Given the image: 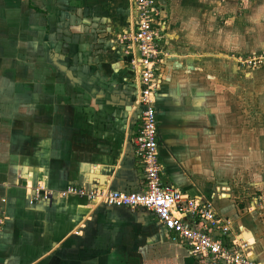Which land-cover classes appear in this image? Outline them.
<instances>
[{"label": "crops", "instance_id": "1", "mask_svg": "<svg viewBox=\"0 0 264 264\" xmlns=\"http://www.w3.org/2000/svg\"><path fill=\"white\" fill-rule=\"evenodd\" d=\"M157 1L165 22L157 99L162 179L192 198L210 200L264 264V221L249 228L240 201L229 193L235 163L215 156L217 146L230 145L229 135L245 125L247 74L264 66L242 63L264 50V9L254 0ZM76 13L78 39L63 42L74 68L65 79L50 60L48 37ZM134 20L130 0L0 1V264H36L60 254L80 264H107L108 246L139 243L150 254L168 241L143 210L96 207L76 196L30 205L27 197L37 187L57 191L72 184L145 189L133 144L139 82L117 42ZM76 73L96 90L82 92ZM255 89L259 101L262 89ZM183 251L188 264H198Z\"/></svg>", "mask_w": 264, "mask_h": 264}, {"label": "built area", "instance_id": "2", "mask_svg": "<svg viewBox=\"0 0 264 264\" xmlns=\"http://www.w3.org/2000/svg\"><path fill=\"white\" fill-rule=\"evenodd\" d=\"M130 2L135 20L118 35L117 42L124 46L139 82L136 100L139 106L135 109H139V130L133 144L134 155L144 168L145 189L122 192L75 184L57 191L37 187L29 191V204L76 196L96 207L143 210L154 216L172 244L186 250L198 264H259L243 234L210 200L192 198L162 179L156 104L165 56L162 51L165 22L157 0ZM242 65L263 66L264 50ZM3 224L0 220V227Z\"/></svg>", "mask_w": 264, "mask_h": 264}, {"label": "rangeland", "instance_id": "3", "mask_svg": "<svg viewBox=\"0 0 264 264\" xmlns=\"http://www.w3.org/2000/svg\"><path fill=\"white\" fill-rule=\"evenodd\" d=\"M8 1L12 2V0ZM254 1L255 2L252 3H257L259 10L264 9V0ZM24 2L25 0H23V3ZM251 7H254L253 10L257 9L255 8L257 6H251L249 4L250 9H252ZM77 17L79 19L80 16L76 13L68 19L66 18L64 22L55 24L53 35L48 37V40L50 41L49 45L55 52L54 54V52L51 51L52 57H50V60L55 67L59 68L64 77L68 71H71L72 69L74 70V68L68 65L69 60H66V58H69L68 55L70 52H66V50H64L65 46L63 42L65 41V44H69L70 46L73 44L72 42L74 39H78L74 33L77 29H79V25H81L82 22H80V24L79 21L76 20ZM87 44L91 46V41H87ZM66 48L69 50L70 47ZM27 49L30 50V47L28 46ZM56 54H62V56L65 57V60L59 59L60 61L58 62ZM77 65L80 66V68L84 67L83 62L80 64L78 61ZM250 69L252 70V68ZM74 78H76V84L79 85L82 92L85 91L88 94L89 92H92V90H96L94 86L90 87V84L87 85V82L81 80L77 73L76 76L74 74ZM65 79H67V77H65ZM247 83V105L244 111L245 113L243 112L245 119H242L243 122H245V125L243 123L244 126L242 125L241 132H236L234 129V134L236 135L233 133L229 135L230 145L224 147L223 149H219L217 146L215 156L216 159L225 157L227 160L229 159L232 164L235 163V165L232 166L237 169L236 171H233L234 174L232 176L235 178L232 179L233 186L231 192L229 193H234V200L237 202L240 201L241 204L237 203V205L241 208L240 211L243 216L248 217V220H250L248 221L249 228H252L253 230L254 225H256V223H260V219L264 221V68L259 69L256 73L248 72ZM255 86L262 89L263 97H260L259 101L255 98V95H259L255 94ZM135 103H137V101ZM261 108L262 110H260ZM223 137H227V135L223 134ZM238 141L245 143V145L240 147L234 146L235 144L233 143ZM260 141L263 144L262 150L258 149L256 151L254 147L258 146L259 148ZM258 157L259 159H257ZM262 234L264 235V229ZM262 238L263 240L261 241L264 246V236ZM140 247H142V245L138 243L135 247H132V245L131 247H126L124 245H112L104 248L110 257L107 264H188V257L183 251L184 249L172 244L169 240L164 244H160L158 246V250L153 247L155 251H151L150 254L146 251H141L139 249ZM89 248H94V246ZM71 251L73 250L71 249ZM70 257L67 255L63 256L62 254L59 256L48 255L36 264H80L77 263V257ZM97 261L98 259L87 261L83 264H98L96 263Z\"/></svg>", "mask_w": 264, "mask_h": 264}, {"label": "water", "instance_id": "4", "mask_svg": "<svg viewBox=\"0 0 264 264\" xmlns=\"http://www.w3.org/2000/svg\"><path fill=\"white\" fill-rule=\"evenodd\" d=\"M69 76H71V73H69ZM136 100L137 99H135V101H133V107H134V104H136L135 102H136ZM132 107V108H133ZM135 114H136V116H134V117H137L138 118V115H139V109L135 112ZM127 191V190H126ZM105 208H107V207H105ZM107 209H113V208H107Z\"/></svg>", "mask_w": 264, "mask_h": 264}, {"label": "flooded vegetation", "instance_id": "5", "mask_svg": "<svg viewBox=\"0 0 264 264\" xmlns=\"http://www.w3.org/2000/svg\"><path fill=\"white\" fill-rule=\"evenodd\" d=\"M158 106H159V103L157 102V104H156L157 113L159 112V108H158Z\"/></svg>", "mask_w": 264, "mask_h": 264}, {"label": "snow or ice", "instance_id": "6", "mask_svg": "<svg viewBox=\"0 0 264 264\" xmlns=\"http://www.w3.org/2000/svg\"><path fill=\"white\" fill-rule=\"evenodd\" d=\"M158 202H162V201H158Z\"/></svg>", "mask_w": 264, "mask_h": 264}, {"label": "bare ground", "instance_id": "7", "mask_svg": "<svg viewBox=\"0 0 264 264\" xmlns=\"http://www.w3.org/2000/svg\"><path fill=\"white\" fill-rule=\"evenodd\" d=\"M138 106H139V104H138ZM138 106H137V107H138Z\"/></svg>", "mask_w": 264, "mask_h": 264}]
</instances>
